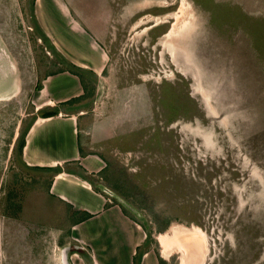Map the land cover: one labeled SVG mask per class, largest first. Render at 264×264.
<instances>
[{
    "label": "rangeland",
    "instance_id": "obj_1",
    "mask_svg": "<svg viewBox=\"0 0 264 264\" xmlns=\"http://www.w3.org/2000/svg\"><path fill=\"white\" fill-rule=\"evenodd\" d=\"M41 1L0 0V264H39L48 247L26 225L50 216L31 209L42 203L38 173L22 171L11 148L55 56L40 31L69 32L61 13L87 22L107 56L92 82L95 118L111 124L99 151L151 254L179 264L159 234L173 245L196 229L202 264H264V0Z\"/></svg>",
    "mask_w": 264,
    "mask_h": 264
},
{
    "label": "crops",
    "instance_id": "obj_2",
    "mask_svg": "<svg viewBox=\"0 0 264 264\" xmlns=\"http://www.w3.org/2000/svg\"><path fill=\"white\" fill-rule=\"evenodd\" d=\"M61 14L64 20L59 23H66L70 35L60 28L40 31L43 49L55 56L43 64L48 69L42 67L32 107L19 121L11 148V153L17 150L22 171L38 173L42 203L31 209L42 210L39 216L50 215L26 223L42 232L38 237L48 235L49 248L36 250L39 264H159L142 225L121 206L105 178L110 158L99 150L103 141L112 140V135L105 137L111 124L95 118L92 82L103 72L107 56L97 50L87 22L79 19L77 24L69 14ZM58 37L67 40L63 43H69L68 52L57 46ZM100 59L97 72L94 65ZM20 133L21 151L16 142Z\"/></svg>",
    "mask_w": 264,
    "mask_h": 264
},
{
    "label": "bare ground",
    "instance_id": "obj_3",
    "mask_svg": "<svg viewBox=\"0 0 264 264\" xmlns=\"http://www.w3.org/2000/svg\"><path fill=\"white\" fill-rule=\"evenodd\" d=\"M102 64H103V59H102V63L101 61H99L98 64L94 65V69L99 72L100 71V68H102ZM99 75V74H98ZM183 228V227H182ZM183 230V229H182ZM195 231L196 234H198V239L200 238H204L203 235L200 233V230H192V232L190 234H193ZM203 232V231H202ZM179 233H177L176 235H178ZM159 238L162 240L164 238V242H163V256L165 258L169 257L171 255V253L173 252V250H176L180 253V256H179V264H194V261H198L202 258V257H199V250H198V246H197V243L193 242L191 245L189 244V241L186 242L187 245L186 246V250L183 249L181 246H175L174 243L176 241L179 240V238L176 239V241H174L173 245L172 243L169 245V237L168 235L166 236L165 233L163 234H159ZM167 240V241H166ZM203 240V239H202ZM205 240V239H204ZM172 242V241H171ZM170 246V248H169ZM172 247V248H171ZM189 248V250L187 251V249ZM203 260V259H202ZM200 261L199 264H201V262L203 261ZM197 262V263H198ZM196 263V264H197Z\"/></svg>",
    "mask_w": 264,
    "mask_h": 264
},
{
    "label": "water",
    "instance_id": "obj_4",
    "mask_svg": "<svg viewBox=\"0 0 264 264\" xmlns=\"http://www.w3.org/2000/svg\"><path fill=\"white\" fill-rule=\"evenodd\" d=\"M190 232V231H188ZM188 232L182 234L180 237H179V240L176 241L174 243V245L176 246H181L183 249L186 250V246L184 243H182L183 239H188L189 241V244L191 245L193 242L197 243V246H198V250H199V257H202L201 260L203 259L204 255H205V244H204V240H202L203 238H200L198 239V234L195 233V231H193V235H190ZM183 237V238H181ZM189 250V248L187 249V251ZM202 264V262H201Z\"/></svg>",
    "mask_w": 264,
    "mask_h": 264
},
{
    "label": "trees",
    "instance_id": "obj_5",
    "mask_svg": "<svg viewBox=\"0 0 264 264\" xmlns=\"http://www.w3.org/2000/svg\"><path fill=\"white\" fill-rule=\"evenodd\" d=\"M45 116H48V115H45ZM23 134L24 133H20L18 138L16 139L17 148L20 151L22 150V146H23ZM167 227H168V221L165 220V221L156 223L155 229L157 230V232L162 233L167 229ZM158 261H159V264H166L167 263V262H165V260H163L160 257H159Z\"/></svg>",
    "mask_w": 264,
    "mask_h": 264
}]
</instances>
